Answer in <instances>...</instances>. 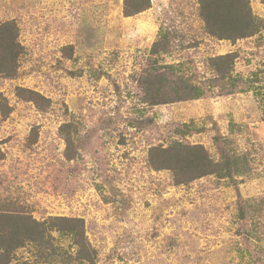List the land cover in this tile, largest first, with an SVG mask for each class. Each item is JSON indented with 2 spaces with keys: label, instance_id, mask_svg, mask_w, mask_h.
<instances>
[{
  "label": "rangeland",
  "instance_id": "obj_1",
  "mask_svg": "<svg viewBox=\"0 0 264 264\" xmlns=\"http://www.w3.org/2000/svg\"><path fill=\"white\" fill-rule=\"evenodd\" d=\"M124 1L0 0V23L15 19L22 45L17 76H0V212L82 219L95 264H264V29L232 43L204 32L197 0H149L129 16ZM250 6L264 20V0ZM161 28L169 42L156 57ZM228 52L230 76L199 99H143L151 68L177 65L176 77L205 85L208 58ZM16 87L45 96L47 109ZM220 136L246 173L176 184L149 162L151 146L173 140L217 160ZM15 257L34 260L31 246Z\"/></svg>",
  "mask_w": 264,
  "mask_h": 264
},
{
  "label": "trees",
  "instance_id": "obj_2",
  "mask_svg": "<svg viewBox=\"0 0 264 264\" xmlns=\"http://www.w3.org/2000/svg\"><path fill=\"white\" fill-rule=\"evenodd\" d=\"M198 14L203 22L204 32L218 40L235 43L264 29V20L252 11L250 0H197ZM150 7L149 0H125L123 13L129 16ZM168 32L161 28L158 39L150 49L158 57L168 47ZM19 27L15 19L0 23V76L14 78L18 74L22 45L19 42ZM236 58V52H228L208 58L207 67L212 75L209 83L192 82L188 78L176 77L177 65H159L151 68L142 78L145 87V102L157 105L170 102L195 100L210 88V81L229 77ZM156 60V59H155ZM16 95L31 101L39 110L47 109L49 100L40 93L23 87H16ZM6 105V104H4ZM264 105V104H263ZM3 108V107H2ZM3 114L7 115V111ZM264 120V115L263 119ZM62 125L60 127L63 131ZM187 126V125H184ZM184 134V132H181ZM65 156L72 159L74 143L68 137ZM219 145L220 156L213 160L200 144H185L173 140L168 145L151 146L149 162L157 170H170L176 184L189 183L203 176L233 179L248 170L245 156H240L221 145V136L214 137ZM228 142V141H227ZM247 200L239 199L238 215L244 218ZM58 237L68 239L67 248L61 246ZM31 246L34 260H20L15 257L16 249ZM95 249L89 244L82 219L66 216H47L38 220L30 213L0 212V264H95ZM14 258L17 261H13ZM246 264H249L246 262Z\"/></svg>",
  "mask_w": 264,
  "mask_h": 264
}]
</instances>
